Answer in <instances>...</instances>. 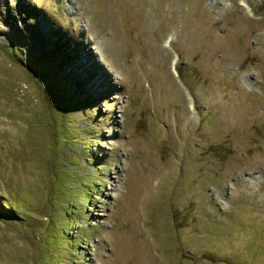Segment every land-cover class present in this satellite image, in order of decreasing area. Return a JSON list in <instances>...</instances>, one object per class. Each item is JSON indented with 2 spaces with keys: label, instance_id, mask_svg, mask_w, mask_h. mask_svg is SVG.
<instances>
[{
  "label": "rangeland",
  "instance_id": "rangeland-1",
  "mask_svg": "<svg viewBox=\"0 0 264 264\" xmlns=\"http://www.w3.org/2000/svg\"><path fill=\"white\" fill-rule=\"evenodd\" d=\"M0 207V264H264V0H0Z\"/></svg>",
  "mask_w": 264,
  "mask_h": 264
},
{
  "label": "trees",
  "instance_id": "trees-1",
  "mask_svg": "<svg viewBox=\"0 0 264 264\" xmlns=\"http://www.w3.org/2000/svg\"><path fill=\"white\" fill-rule=\"evenodd\" d=\"M35 67H36V66L34 65V68H35ZM48 70H49V69H47V68L44 69V71H46V72H48ZM64 79H65V78H64ZM68 82H69V81H67V79H66V81H65V82L63 83V85H62L64 88H66V90H68V88L70 87V86H68ZM73 87H75L76 89H78V86L76 85V83H74ZM54 88H55V85L52 87V89H54ZM69 91H71V90H69ZM79 92H80V91H79ZM80 93H81V92H80ZM80 93H79V94H80ZM75 95H76V94H75ZM75 95H73V96H74V97H77V98L80 97L79 95H78V96H75ZM64 96H65L67 99L70 98L69 95H64ZM64 96H63V97H64ZM54 98H55V97H54ZM52 100H53V99H52ZM55 100H56V99H55ZM1 210H3V209H1V207H0V211H1Z\"/></svg>",
  "mask_w": 264,
  "mask_h": 264
}]
</instances>
